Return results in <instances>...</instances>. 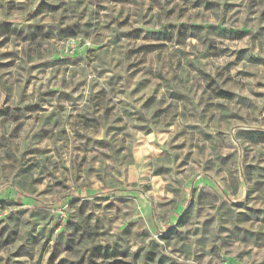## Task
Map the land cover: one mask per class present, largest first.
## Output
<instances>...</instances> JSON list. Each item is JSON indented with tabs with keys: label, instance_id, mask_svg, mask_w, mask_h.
<instances>
[{
	"label": "rangeland",
	"instance_id": "rangeland-1",
	"mask_svg": "<svg viewBox=\"0 0 264 264\" xmlns=\"http://www.w3.org/2000/svg\"><path fill=\"white\" fill-rule=\"evenodd\" d=\"M264 264V0H0V264Z\"/></svg>",
	"mask_w": 264,
	"mask_h": 264
},
{
	"label": "built area",
	"instance_id": "built-area-1",
	"mask_svg": "<svg viewBox=\"0 0 264 264\" xmlns=\"http://www.w3.org/2000/svg\"><path fill=\"white\" fill-rule=\"evenodd\" d=\"M219 264H236V263L232 260H223Z\"/></svg>",
	"mask_w": 264,
	"mask_h": 264
}]
</instances>
